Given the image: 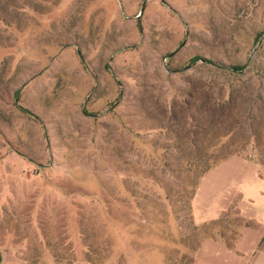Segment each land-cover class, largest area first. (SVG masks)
<instances>
[{"label": "rangeland", "instance_id": "obj_1", "mask_svg": "<svg viewBox=\"0 0 264 264\" xmlns=\"http://www.w3.org/2000/svg\"><path fill=\"white\" fill-rule=\"evenodd\" d=\"M232 156L264 166V0H0V264H192Z\"/></svg>", "mask_w": 264, "mask_h": 264}, {"label": "crops", "instance_id": "obj_2", "mask_svg": "<svg viewBox=\"0 0 264 264\" xmlns=\"http://www.w3.org/2000/svg\"><path fill=\"white\" fill-rule=\"evenodd\" d=\"M250 163L244 157L232 156L202 178L191 206L194 226L217 228L234 210L236 218H231V223L236 232L232 240L217 234L204 236L192 264H264V166L255 163L247 167ZM228 183L232 188L224 198L221 194Z\"/></svg>", "mask_w": 264, "mask_h": 264}, {"label": "trees", "instance_id": "obj_3", "mask_svg": "<svg viewBox=\"0 0 264 264\" xmlns=\"http://www.w3.org/2000/svg\"><path fill=\"white\" fill-rule=\"evenodd\" d=\"M241 69H242V68H239V67H231V70H232V71H235V72L238 73V74L241 73Z\"/></svg>", "mask_w": 264, "mask_h": 264}, {"label": "water", "instance_id": "obj_4", "mask_svg": "<svg viewBox=\"0 0 264 264\" xmlns=\"http://www.w3.org/2000/svg\"><path fill=\"white\" fill-rule=\"evenodd\" d=\"M145 5H143V8H144Z\"/></svg>", "mask_w": 264, "mask_h": 264}]
</instances>
